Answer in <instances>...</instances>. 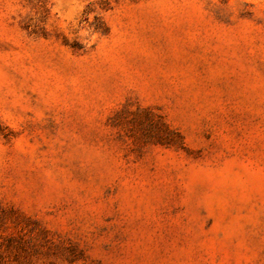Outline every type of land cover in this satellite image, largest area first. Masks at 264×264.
<instances>
[{
	"label": "rangeland",
	"instance_id": "obj_1",
	"mask_svg": "<svg viewBox=\"0 0 264 264\" xmlns=\"http://www.w3.org/2000/svg\"><path fill=\"white\" fill-rule=\"evenodd\" d=\"M0 264H264V0H0Z\"/></svg>",
	"mask_w": 264,
	"mask_h": 264
}]
</instances>
